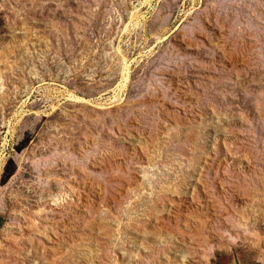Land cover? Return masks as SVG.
I'll return each mask as SVG.
<instances>
[{"label":"rangeland","instance_id":"374dc122","mask_svg":"<svg viewBox=\"0 0 264 264\" xmlns=\"http://www.w3.org/2000/svg\"><path fill=\"white\" fill-rule=\"evenodd\" d=\"M0 264H264V0H0Z\"/></svg>","mask_w":264,"mask_h":264},{"label":"crops","instance_id":"0c3cea01","mask_svg":"<svg viewBox=\"0 0 264 264\" xmlns=\"http://www.w3.org/2000/svg\"><path fill=\"white\" fill-rule=\"evenodd\" d=\"M4 223H5V219H4V216L3 214L0 212V233L2 231V228L4 226Z\"/></svg>","mask_w":264,"mask_h":264}]
</instances>
